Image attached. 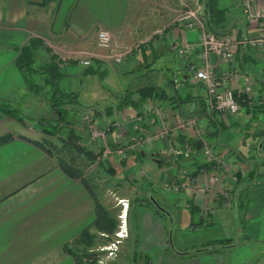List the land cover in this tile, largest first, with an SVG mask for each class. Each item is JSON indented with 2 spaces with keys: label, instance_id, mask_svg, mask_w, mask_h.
I'll return each mask as SVG.
<instances>
[{
  "label": "crops",
  "instance_id": "1",
  "mask_svg": "<svg viewBox=\"0 0 264 264\" xmlns=\"http://www.w3.org/2000/svg\"><path fill=\"white\" fill-rule=\"evenodd\" d=\"M176 6L175 0H0V108L16 99L22 105L32 100L34 104L29 103L31 107L24 109L35 126L29 129L23 119L18 121L0 109V136L10 135L9 140L0 144V264H75L69 251L84 245H76L74 240L85 230L93 233L94 238L101 234L92 225L95 202L102 204L92 182L84 173L81 177L65 174L59 167V156L51 147L42 143V148L34 143L45 137L44 127L49 130L55 124L58 132L54 135L63 132L67 136L68 130H72L75 143L93 142L84 150L93 155L99 151L101 154L97 142L100 140L90 141L87 123L78 122L75 116L73 122L57 123L55 110L43 98L29 92L14 64L25 46L36 54V60L48 61L52 55L60 61L58 66L63 73L58 87L74 91L62 83L72 76L69 67L79 65L80 59L88 58L89 64L98 70L101 65L115 64L111 51L95 44L96 31L100 28L110 32L112 47L129 49L124 60L135 63L142 57L145 61L144 72L114 92V96L95 89L90 104L85 106L78 101L77 109L91 107L90 122L105 130L109 152L100 156V162L115 177L126 176L137 197L153 196L156 202L157 198L170 199L175 207L190 205L191 214L209 215L211 207L215 212L228 209L229 227L225 235L232 234L214 238L227 240L216 252L184 256L193 253L198 248L195 246L188 251L172 249L175 254L170 253L172 250L167 249L170 231L164 226V217L169 212L161 216L147 206L132 202L125 238H133L131 250L126 252L130 263L137 264L141 259L145 260L144 264H264V245H261L264 244V190L262 197L255 194L264 187V178L261 179L264 176V53L251 46H235L234 64L253 78L251 103L239 105L235 113L223 116L213 111L211 114L203 86L191 80L201 63L198 32L175 24L169 25L163 34L155 35L172 15L168 8ZM219 6L226 7L231 14L227 26L237 38L252 37L259 32L254 21L244 18L240 0H220ZM253 8L264 10V0H253ZM184 43L190 46V52L178 55L176 50ZM171 53L175 59L173 56L171 59ZM156 59L161 60L157 68ZM209 61L216 74L228 68L214 55H210ZM174 65L181 75L178 86L170 82L173 76L177 77ZM129 71L122 70L119 75L128 77ZM241 85V79L229 82L237 99ZM141 87L156 88L160 98L150 95L137 102L136 89ZM125 89H129L134 104L121 105L119 98ZM155 104L162 107L161 119L146 110ZM183 116L204 118L203 124L197 122V127L202 128L228 166L227 172L221 173L223 188L226 183L228 188H224L229 195L226 199H220L219 192L215 198V184L203 193L210 195L208 200L204 201L197 192V187L209 182L213 169L188 177L196 162L204 159L197 144L200 139L195 134L197 127L181 125ZM159 131L164 133L154 138ZM54 135H46L48 142L53 141ZM148 137L151 139L147 143L130 148L135 141ZM194 142L199 146L198 153L191 148ZM169 148H175L176 154L169 153ZM139 171L146 177L140 179ZM237 173L243 179L240 182ZM163 184L176 185L177 190H164ZM132 219L136 229L131 225ZM235 220L237 225L232 229ZM90 250L94 252L95 248L90 246Z\"/></svg>",
  "mask_w": 264,
  "mask_h": 264
},
{
  "label": "rangeland",
  "instance_id": "2",
  "mask_svg": "<svg viewBox=\"0 0 264 264\" xmlns=\"http://www.w3.org/2000/svg\"><path fill=\"white\" fill-rule=\"evenodd\" d=\"M175 1L177 2V6L175 8H168V10L171 9L172 15L170 14L171 16H169V19L166 18L167 20H165L166 22H164V24L166 23L167 24L164 27L158 28L157 32H155V35L157 34L158 36V34H163L169 25H175V24L183 26L184 28L191 30L185 24L187 20L179 21L176 19L180 17L183 18L185 14H187V12L189 11H192V12L195 11L197 7L196 3H201L204 5V0H175ZM203 13L205 12H201V14L199 15H196V14H194V16L191 15L192 19H194L195 23H197V28H199V22L202 27H205V25L201 22V19H200L203 17ZM168 20L169 22H167ZM196 31H199V30L197 29ZM198 40H199V36L197 34V44L199 43ZM181 45L182 47H184L183 49L187 48L185 49L186 52H183L181 55L188 54L190 52L188 51L190 50V46L185 43ZM172 56L174 57V59L176 58L175 55L171 53L170 54L171 59L173 58ZM139 60H140L139 62H135V63L132 62L131 60L126 59V60H122L120 63H115L113 65L105 64V65H101L100 67H98L99 70L97 69V67L96 68L93 67L94 70L93 72H90V73H84L83 72L84 66L81 64L73 66L71 68L69 67V69H71L70 71H71L72 76L66 79L62 84L73 89L76 92L78 101L83 103L85 106H87V104L91 103L90 98L92 97L93 91L95 89L100 90L103 95L112 94L114 96L115 95L113 94L114 92H116L121 87H123V85H126V84L128 85L129 82L134 81V79H136V77H138L139 74H142L144 72L143 69H145V67H142L144 66L145 61L143 62L142 57H139ZM159 62H161V60L157 61L156 59L155 68H157V66L159 67ZM139 64L141 65L138 68H136V66L134 67V65H139ZM132 67L134 68L132 69ZM174 68L175 69L173 71L174 73L177 74V77L181 76L180 70H177L175 65H174ZM122 70H125V71L130 70L128 72L129 74L128 77L119 75ZM223 72H225V70ZM203 91L205 95L206 91L204 88H203ZM5 103L9 106V108H16L17 110L19 109L18 113H19V116L25 122L24 126H26L29 129L35 128V126L32 125V118L26 113V110L24 109L26 107L27 108L31 107L29 103L34 104L32 100H29V102L24 101L23 105L21 104L19 99H16L15 102H12V103L11 102L9 103L5 102ZM21 105H22V110H21ZM207 107L209 110H211L209 105H207ZM77 110L78 109H76L74 112L76 113ZM78 112L79 114L78 115L75 114V118L78 120V122H82L81 116H83L84 114H88L89 116H91L92 108L90 107L88 109L86 108L84 110H80V111L78 110ZM210 113L212 114L213 110H211ZM218 114L224 116L226 113L218 112ZM189 117H192V116H189ZM195 120H196L195 122L196 127H197V122H202L201 124H203L204 122V118L202 119L201 117L199 120H197L196 118ZM96 127L98 126L96 125ZM201 129L202 128L199 126L195 129L196 130L195 134L200 138L198 139L199 142L197 141L199 143L200 148H201V142H203L206 145H208L210 148H212L214 152L218 153L217 150L213 147V145L209 142V139L206 137V135L203 134V130ZM86 133L88 135V139L90 141H93L92 139H90L87 129H86ZM46 135L47 134H45V137L48 139V136ZM64 139H66V135L64 136L63 132H61L59 133L58 136L54 135L53 141L48 142L47 146L48 147L50 146L51 149L59 156V158H62L63 160L67 161L73 166L81 168L82 172L87 176V180L89 179L92 182V187L94 188V191L96 192V194L99 196V199L104 205V207L117 220V225L111 231L112 233L106 232L104 233L106 235L103 236L100 234L99 237L96 236V238H94L93 243L90 246L95 248V250H93L95 260L93 262L84 261L83 264H134L135 262L130 263V257L126 255L127 250L129 253V251L132 248L131 243L133 242V238H128V240L125 239L127 238V234L123 235V232H121L118 235V237L115 235V232L119 230V225L121 224V218H120L121 215H124V225H125L124 229L126 230V227L128 224L126 221H130L128 220L129 215H130V208H129L131 205L130 201L131 199H134V197L136 196L134 195V193H132L133 191L130 188L129 183L126 181L127 177L126 176L115 177L114 175H112L113 172L111 174V172L108 171L107 168H104L103 164L100 162V159H99L101 156L100 151L94 154V158L92 160H89L87 156L80 154V152H78L74 148V146L77 145L79 148L86 150L87 146L89 147V145L93 144V142H89L86 145V143L78 144V143H75V140H71L72 142L67 147L63 142ZM107 141L108 140L105 137L104 138L105 143L103 141H97V142H98V145L100 144V147L103 149L104 144L108 146ZM197 144H194V146L191 148L194 150V152L198 153L197 151L198 149H196V147L198 146ZM249 149H251V146L249 147ZM190 153H191V150H190ZM200 153H201L200 157L202 156L204 160L203 161L200 160L199 162L212 163L206 159L202 151H200ZM196 157L200 158L199 155H196ZM186 166H188V164H186ZM185 169H187V167H185ZM227 170H224L223 172H227ZM138 174H140L139 175L140 179L143 177H146L143 171L142 172L139 171ZM263 178L264 176L261 177V179ZM224 179H223V182L225 183ZM214 188H216L214 191L215 198L219 197V194L217 193L219 189L224 192H226L225 189L226 190L228 189L227 183L224 186L225 189L223 188V183L221 184V186H216ZM263 190H264V187H262L261 189H257L255 191V194L257 195L259 194L258 196L262 197L261 192H263ZM210 194L212 195V192ZM225 195H223V197ZM202 196H203L202 198L204 201H205V198L207 200L210 198V195L206 196L205 194H202ZM223 197L220 196L219 198L222 199ZM245 198H247V196ZM157 199H158L157 200L158 203L160 204L159 206L163 208L164 210H166L167 213L169 212L168 217H164L166 218L164 222V226H165V230H168V232L170 231V234L168 232L167 234H169L170 243L172 245L173 250L176 249V251L178 250L184 251L187 249L188 251L189 249H192L195 246L202 245V243L205 244L206 241H208L209 239H214L217 237L222 238L225 235L229 227V225L226 222V219H227L226 217L228 215V209L223 208L222 211L215 212L214 207H211V210L209 209V212H208L209 215L202 214L201 212L199 214H195V213L191 214L190 209H189L190 205H187L185 207L184 205L175 207V203L174 205H172L170 199L169 200L167 199L162 200L160 198H157ZM134 207H136V205ZM237 210L238 208L236 207L235 209L236 214H237ZM203 211L205 210L203 209ZM235 218L237 219V215ZM206 220H209V223H205ZM131 225L135 226L134 219L131 220ZM236 225L237 223L235 220V222L233 223L232 229L234 226L236 227ZM135 229H136V226H135ZM231 235L232 234H226L225 236H231ZM169 238L167 236L168 241H169ZM116 239L118 242L115 244V248L109 254V251L106 250L104 247L107 246L110 241H115ZM261 245H264V244H261ZM136 263L144 264L145 260L143 261L139 259L138 262Z\"/></svg>",
  "mask_w": 264,
  "mask_h": 264
},
{
  "label": "trees",
  "instance_id": "3",
  "mask_svg": "<svg viewBox=\"0 0 264 264\" xmlns=\"http://www.w3.org/2000/svg\"><path fill=\"white\" fill-rule=\"evenodd\" d=\"M219 1L220 0H204L205 26L208 31H211L216 35L229 34L230 30L228 29L227 22L231 14H228V9L226 7L219 6ZM235 38L237 37L235 36ZM37 60L36 54L28 47L25 46L20 49V52L17 55L14 64L21 74L24 85L29 90V92L32 93V95L40 96L47 102V104L50 106V109L55 110V120L57 123L67 124L69 122H73V120L71 119L75 116V112L71 110H66L65 106L70 107L71 109L74 108L76 110L80 104L78 102L76 92L64 91L58 87V81L63 76V73L58 66L60 61L56 60L55 57L52 55L49 57L48 61ZM93 70V65L88 64L87 66H84L83 72L90 73L93 72ZM170 82L172 83V81ZM136 95L137 102L139 103L144 101V99H148L150 95L157 99L160 98V93L154 87L138 88L136 89ZM119 100L121 105L127 103H130L131 105L134 104V101L131 100V93L129 89H125ZM236 100L238 101L239 105H246V102H242L240 100V97L238 99L236 98ZM83 108L88 109L90 107ZM0 109L4 110L8 116L18 121L22 120V118L17 114V110L14 108H9L7 104H3ZM94 114H96V112L93 111V115ZM41 119L45 121V118ZM43 123L47 124V120ZM49 127V130H47L46 127L43 128L44 133L47 135H54L55 131L57 132L56 124L55 126ZM74 136L75 135L72 130H68L66 139H64L63 141L67 147L72 142L71 140H74ZM9 139V134L0 136V144L6 142ZM48 141L49 140L46 137H43L41 141H35L34 143L44 148L43 144L46 145ZM194 144L195 142L190 144L191 147H193ZM253 146L255 149L257 148V144H254ZM74 148L78 152H85L82 148H79L77 145H75ZM85 156H87L89 160H92L94 158V155L90 151H86ZM58 164L61 170L71 177H81V175L83 174L80 167L73 166L62 158L58 159ZM204 169H214V165L209 162H196L194 170L188 174V177L190 179L194 178L197 173L201 172ZM236 176L237 180L239 179L240 182V180L242 179L241 175L237 173ZM248 181H250V179L246 180V183H248ZM237 195L235 196L236 199L238 198ZM130 202L147 206L151 208L156 214L161 216H164V213L167 214V211L159 206L160 204L156 202L153 196H135L134 199H131ZM92 225L94 229L99 231L100 233H112L111 231L117 225V220L106 210V208L102 204L96 201L95 219ZM93 240L94 234L90 233L88 230L82 232L81 235L76 240H74V243L76 245H84V248L81 249H77L74 251L68 250L71 256L74 258L75 264H83L84 261L93 262L95 260L93 252L89 251V247L93 243ZM226 241L227 240L225 239H214L208 241L207 243L198 246L197 249L192 250L193 253H185L186 255L184 256L191 257L196 253L216 252L219 250V248L223 246V244H226ZM167 249H169V251L172 250L170 240L168 241ZM170 253H174L173 250Z\"/></svg>",
  "mask_w": 264,
  "mask_h": 264
},
{
  "label": "built area",
  "instance_id": "4",
  "mask_svg": "<svg viewBox=\"0 0 264 264\" xmlns=\"http://www.w3.org/2000/svg\"><path fill=\"white\" fill-rule=\"evenodd\" d=\"M197 7L195 11H189L182 18H177L176 20H187L185 22L186 26L191 30H199V47H200V59L201 63L199 67L193 71L191 75V80L193 82L200 83L206 91V103L210 106L211 110L219 113H235L238 111L239 103L236 100L232 89L229 87V82L231 80L241 79L242 85L239 90V97L242 102L251 103V87L253 83V78L242 72L234 63H233V55L235 46H251L262 50L264 53V10H255L253 8V0H241V9L244 18L248 22L254 21L256 26H259V32L252 37H240L235 38L233 33L229 34H221L216 35L211 31H208L205 27H202L199 22V28H197V23L192 19L194 14L199 15L201 12H204V5L201 3H196ZM201 6V7H200ZM191 13V14H190ZM201 22L205 25V16L203 13V17L200 18ZM198 21V20H197ZM196 21V22H197ZM95 44L97 47L102 49H108L111 52V58L114 63H120L125 59L127 54L129 53L128 48L119 49L118 47L111 46V34L108 30L100 28L96 31V39ZM184 47L179 46L176 50L178 55H181L183 52H186ZM185 50V51H184ZM189 51V50H188ZM210 55H214L216 59L220 60L227 65V70L222 72V74H216L214 71L213 65H211L209 61ZM80 64L83 66H87L89 64L88 58L80 59ZM172 83L174 85H179L181 79L173 76ZM147 111L153 113L157 119L162 118V107L159 104L149 105L146 108ZM82 121L87 123L86 129L89 133L90 139H99L104 142L105 138V130L96 128L90 122V116L88 114H84L81 116ZM195 118L194 117H186L181 119V125L194 127L195 126ZM164 132L159 131L157 134H154V138L159 137ZM151 138H143L142 140H138L133 145H140L143 143H147ZM105 143V142H104ZM130 146V148L133 147ZM169 153L176 154L177 150L175 148H169ZM201 151L206 157V159L213 163L214 165V173L210 176V180L204 186L197 187V192L205 193L210 190L212 186L215 184L216 186H221L222 179L221 173L224 170H227L228 166L221 155L214 152L212 148H210L205 143L201 142ZM109 152L108 147L104 144L101 156H105ZM121 153V150L117 151ZM164 190H177L176 185L171 184H163ZM221 196L226 194V192L219 189ZM227 194L223 197L226 198ZM126 207V206H125ZM121 224L119 225V230L115 232V235H118L123 232V235H126L125 225H124V215L120 216ZM101 235H106L101 233ZM117 239L115 241H110L107 246L104 248L111 251L115 248V244L117 243Z\"/></svg>",
  "mask_w": 264,
  "mask_h": 264
},
{
  "label": "water",
  "instance_id": "5",
  "mask_svg": "<svg viewBox=\"0 0 264 264\" xmlns=\"http://www.w3.org/2000/svg\"><path fill=\"white\" fill-rule=\"evenodd\" d=\"M199 144V143H198ZM199 147V146H198ZM197 148V147H196Z\"/></svg>",
  "mask_w": 264,
  "mask_h": 264
}]
</instances>
